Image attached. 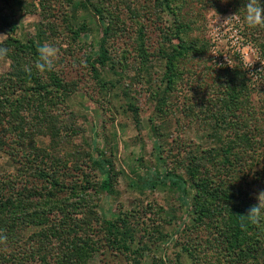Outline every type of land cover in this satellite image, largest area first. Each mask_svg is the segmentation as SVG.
Returning <instances> with one entry per match:
<instances>
[{
	"label": "trees",
	"instance_id": "obj_1",
	"mask_svg": "<svg viewBox=\"0 0 264 264\" xmlns=\"http://www.w3.org/2000/svg\"><path fill=\"white\" fill-rule=\"evenodd\" d=\"M0 1V23L14 30L2 10L4 6L21 9V0ZM158 2L170 7V0ZM79 3L87 8L91 0ZM93 7L103 18V9ZM172 28L177 41L168 39V47L158 49L163 62L159 82L146 79L159 119L172 110L171 95L183 80L180 62L202 57L206 49L186 41L183 22L176 19ZM104 29L106 35L108 28ZM258 40L251 43L264 61V41ZM2 47L8 49L11 62L0 74V150L11 159L14 172L0 173V234L7 236L6 245L0 244V264H92L91 258L105 247L125 253L131 264H159L147 260L148 244L137 237L126 213L103 216L96 209L98 201L89 199L91 193L111 192V158L88 142L89 149H75L74 161L67 159L70 152L54 155L58 144L68 143L81 130L72 123L69 108L75 84L55 70L44 74L36 70L38 47L33 41L24 43L9 35ZM138 53L141 66L146 65L150 57L146 48L139 47ZM86 60L102 90L110 93L121 88L123 73L109 53L105 36ZM219 72L214 87L206 82L208 72L195 77L192 89L198 90L199 98L191 103L187 98L181 109L209 129L210 146L188 151L178 171L168 167L155 140L157 167L140 179L144 188L173 192L184 210L183 222L191 215L193 221L211 224L229 260L264 264V225H252L241 216L264 191V92L255 91L253 76L239 59ZM110 74L113 77L108 78ZM128 107L136 114L132 103ZM151 130L160 137L155 125ZM39 136H47L50 146H39ZM93 174L97 183L90 181Z\"/></svg>",
	"mask_w": 264,
	"mask_h": 264
},
{
	"label": "rangeland",
	"instance_id": "obj_2",
	"mask_svg": "<svg viewBox=\"0 0 264 264\" xmlns=\"http://www.w3.org/2000/svg\"><path fill=\"white\" fill-rule=\"evenodd\" d=\"M80 1L21 0V9L4 6L2 10L15 27L12 30L0 23V34H4L0 36V47L9 35L24 43L33 41L37 47L45 43L57 47L59 55L54 70L77 88L69 108L72 123L81 130L68 143L58 144L54 155L70 152L72 156L68 153L67 159L74 161L75 149L81 146L89 149L88 142L111 158L114 167L111 192L91 193L89 199L91 203L98 201L96 209L103 216L119 212L128 215L137 228V237L148 244L145 252L148 261L248 264L241 259L229 260L225 245L208 222L193 221L191 215L183 222L184 210L173 192L165 188H144L140 178L157 167L155 140L160 143L168 167L178 171L188 151L210 146L209 129L194 121L195 115L181 110L187 98V103L199 98L198 90H193L192 85L202 71L208 72L206 82L214 87L221 68L232 66L236 59L241 61V46L251 45L256 62L247 70L253 73L255 91L263 89L264 92V61L256 45L251 43L254 38L264 41V28H251L244 21L246 0H170L169 8L158 0H91L87 8ZM93 6L103 9V18ZM232 15V20L224 22ZM176 19L187 25V32L183 33L186 41H195L206 49L202 57L180 62L178 68L183 80H179L171 95L172 110L159 119L154 114L155 102L146 79L159 82L163 62L158 57V49L167 48L168 39L171 43L177 41L172 34ZM105 27L108 28L106 35ZM103 36L116 67L123 73L122 86L116 92L107 93L100 88L86 60ZM139 47L149 53L146 65L141 66L139 62ZM10 62L9 57L0 59V74L9 69ZM104 71L110 70L106 67ZM128 103L136 107V114L129 110ZM153 125L160 131V137L152 132ZM36 142L41 147L50 146L47 136L37 137ZM93 155L97 156L95 150ZM1 172H14L11 159L2 150ZM97 180L96 174L90 176L91 183ZM90 261L92 264H131L125 253L110 247L101 249Z\"/></svg>",
	"mask_w": 264,
	"mask_h": 264
},
{
	"label": "clouds",
	"instance_id": "obj_3",
	"mask_svg": "<svg viewBox=\"0 0 264 264\" xmlns=\"http://www.w3.org/2000/svg\"><path fill=\"white\" fill-rule=\"evenodd\" d=\"M244 21L251 28L261 27L264 28V4L261 0H246ZM234 15L225 18V21L232 20ZM4 34H0L3 36ZM240 59L244 65L245 70L251 69L256 62L253 57L255 51L251 45H243L240 48ZM38 58L35 61L34 67L41 73H47L54 70L55 62L59 55V49L49 43H45L37 49ZM8 55L6 47H0V59H5ZM31 72V67L26 68ZM253 73H249L251 75ZM257 203L252 205L247 215H241L252 225H264V191H260L256 195ZM7 236L0 234V244L6 245Z\"/></svg>",
	"mask_w": 264,
	"mask_h": 264
}]
</instances>
